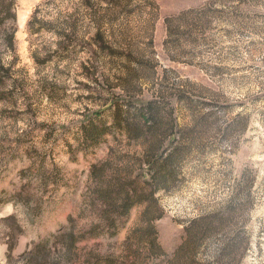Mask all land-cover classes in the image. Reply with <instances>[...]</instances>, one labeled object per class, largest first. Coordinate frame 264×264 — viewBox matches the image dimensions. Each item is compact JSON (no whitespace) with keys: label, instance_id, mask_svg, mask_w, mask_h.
Segmentation results:
<instances>
[{"label":"rangeland","instance_id":"1","mask_svg":"<svg viewBox=\"0 0 264 264\" xmlns=\"http://www.w3.org/2000/svg\"><path fill=\"white\" fill-rule=\"evenodd\" d=\"M6 1L0 264H264V0Z\"/></svg>","mask_w":264,"mask_h":264},{"label":"trees","instance_id":"2","mask_svg":"<svg viewBox=\"0 0 264 264\" xmlns=\"http://www.w3.org/2000/svg\"><path fill=\"white\" fill-rule=\"evenodd\" d=\"M0 13H4L8 18H14L15 14L13 12V3L12 1H6V3L4 2L3 4L0 5ZM4 21V20H3ZM6 44L10 47H14V33L10 31H8V33L6 32ZM153 157H152V166L154 165L155 162H153ZM158 162V160H157Z\"/></svg>","mask_w":264,"mask_h":264}]
</instances>
